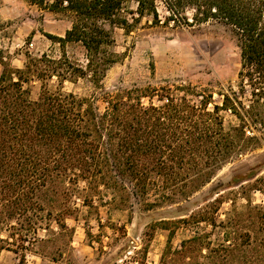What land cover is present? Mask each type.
<instances>
[{"label":"rangeland","instance_id":"rangeland-1","mask_svg":"<svg viewBox=\"0 0 264 264\" xmlns=\"http://www.w3.org/2000/svg\"><path fill=\"white\" fill-rule=\"evenodd\" d=\"M155 5L158 21L145 16L129 30L112 28L113 46L97 51L89 68L81 43L43 52L61 62L56 73L62 78L45 79L46 89L83 99V108L97 116L121 101L142 109L185 106L211 113L214 106L221 107L222 94L234 92L240 98V48L233 30L213 20L191 23L190 10L185 12L189 24L167 21L170 16L162 0H155ZM42 7L32 14L34 22H28L35 30H42L44 18H55L59 22L48 25H55L60 34L66 21L74 20L70 12H51V2ZM127 8L134 12L136 4ZM39 40L43 38L36 34L34 46L21 51L38 58L44 51ZM107 57L114 63L104 65ZM23 88L31 101L42 93L36 77L28 76ZM165 99L169 102L162 105ZM240 100L247 107V93ZM219 117L223 133L238 144L236 151L219 156L217 162L203 159L206 165L194 159L190 171L185 166L179 170L177 160L170 163L167 150L153 154L154 170L146 177L151 186L143 198L133 195L127 176L116 180L129 196L71 173L47 183L68 190L58 197L73 211L64 221L67 230L46 219L48 207L42 202L43 211L31 209L17 222L0 225V264H264V127L243 125L229 111L219 112ZM192 121L200 122L197 116ZM170 133H165L168 141ZM102 136L101 132L95 141H100V149ZM196 147L200 148L198 142ZM160 159L172 173L164 175ZM165 183L169 186L163 193L159 187ZM163 195L170 200L163 201ZM193 238L200 240L183 249L182 244ZM220 245L229 248L228 255L210 252Z\"/></svg>","mask_w":264,"mask_h":264},{"label":"trees","instance_id":"trees-1","mask_svg":"<svg viewBox=\"0 0 264 264\" xmlns=\"http://www.w3.org/2000/svg\"><path fill=\"white\" fill-rule=\"evenodd\" d=\"M30 1L38 6L51 2V11L63 10L74 15L71 29L63 38L47 37L61 47L81 43L87 52L88 68L97 51L113 46L112 28L129 30L145 16L158 21L155 0ZM162 2L170 16L167 21L189 24L185 12L190 10L191 23L213 20L233 30L240 48V94L247 93V107L240 100L242 96L239 98L237 93L231 92L221 95V107L214 106L211 113L185 106L142 109L138 104L127 105L121 101L97 116L91 108H83V99L46 89L45 79L62 78L56 73L60 60L28 57L25 69L16 71L3 64L0 75V225L14 219L17 222V218L31 209L43 211V202L48 207L46 219H52L59 229L67 230L64 221L73 211L58 201V197L68 190H57L54 184L47 186V183L69 173L81 179L98 180L113 194L129 196L126 187L116 180L117 176H127L133 195L143 198L151 186L146 177L154 170L153 154L167 150L171 154L170 163L177 160L178 169L183 170L185 166L186 171H190L191 166L194 168V159H200L204 165L209 158L217 162L219 156L238 148V144L223 133L221 111H229L243 125L264 127V0ZM130 3L136 4L134 12L127 8ZM106 24L109 29L104 28ZM112 63L114 61L107 57L104 65ZM28 76L36 77L41 83L42 93L37 101H31L28 90L23 88ZM63 79L66 81L65 77ZM185 112L192 118H185ZM196 116L200 122L192 121ZM101 132L105 139L101 141L102 149L100 141L95 143ZM166 132H171L167 135L170 141L165 137ZM197 142L200 148L196 147ZM161 160H158L160 165ZM160 167L165 176L173 172L166 164ZM168 186L165 183L159 188L164 193ZM162 200L169 201L170 197L163 195ZM199 240L190 239L182 247H190ZM209 248L206 244L205 249ZM210 252L226 256L230 250L220 245Z\"/></svg>","mask_w":264,"mask_h":264},{"label":"crops","instance_id":"crops-1","mask_svg":"<svg viewBox=\"0 0 264 264\" xmlns=\"http://www.w3.org/2000/svg\"><path fill=\"white\" fill-rule=\"evenodd\" d=\"M41 9L44 8L32 2H28V0H0V75L3 70V64H7L15 71L25 69L28 56L21 51V48L24 46L29 47L30 45L34 46L36 34H39L43 38V40H39L37 44L44 48V51L41 52V55L38 56L37 59L46 56L47 59L57 61L55 58H51L43 53L46 51L50 52V50L55 49L56 46L59 45L48 39L47 35L63 38L66 31L71 29L72 22L67 20L64 31L59 34L57 27L55 25H48L51 21L48 22V20L44 18L40 26L42 30H35L34 25L28 22H34L32 20V14L38 10L41 11ZM53 22L58 23L59 20L54 18ZM29 37L32 38L28 40L29 43L27 45L26 39ZM7 54H10L12 57L8 59L5 57ZM8 61L9 63H7Z\"/></svg>","mask_w":264,"mask_h":264},{"label":"built area","instance_id":"built-area-1","mask_svg":"<svg viewBox=\"0 0 264 264\" xmlns=\"http://www.w3.org/2000/svg\"><path fill=\"white\" fill-rule=\"evenodd\" d=\"M164 103H168V100L167 99H165L164 101H162V105L164 104Z\"/></svg>","mask_w":264,"mask_h":264}]
</instances>
